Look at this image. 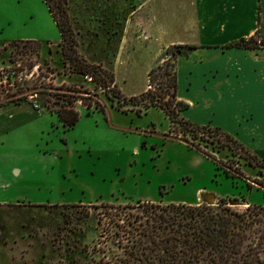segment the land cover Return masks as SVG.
<instances>
[{
    "label": "rangeland",
    "instance_id": "obj_1",
    "mask_svg": "<svg viewBox=\"0 0 264 264\" xmlns=\"http://www.w3.org/2000/svg\"><path fill=\"white\" fill-rule=\"evenodd\" d=\"M68 2L73 27L78 32L79 52L88 61L101 60L103 66L111 65L108 53L113 44L105 31L110 22L102 25L89 16L84 0ZM59 38V30L44 0H0V100H24L47 107L44 103L51 105L52 102L47 99L64 103V98L71 97L62 93H70L87 96V100L99 104L97 108H88L75 101L80 116L68 129L55 112L47 113L49 128L45 139L49 147L57 150L54 155L62 171L60 188L65 189L56 198L65 204L27 207V203L20 201L12 206H0V264H91L93 260H103L100 247L105 245L100 241L107 236L104 232L108 227L107 218L103 214L108 203L134 204L139 199L164 204L187 203L196 197L198 204H216L220 198H225L229 206L241 211L246 208L245 198L253 201L252 204L264 205V191L252 189L249 192L244 182L249 177L251 187L264 188L255 182L259 179L264 185L263 168L248 165L234 146L219 149V143L208 133L200 132L196 139L188 133V141H185L181 138V125L171 122L169 116L155 106L145 110L144 100L137 105L127 103L117 107L116 97L95 89L93 82L64 68L57 43ZM20 39L52 44H41L40 53L36 55L33 44L20 43L17 47L11 42ZM176 52V48H171L169 59L154 68L148 78L154 88L151 92L158 91L156 98L170 109L175 104L165 102L169 98L166 93L169 72L172 73L168 63ZM148 55L144 45L136 47L128 58L132 63L128 78L125 65L117 62L116 83L123 94L129 95L142 87ZM47 65L54 69L53 74L47 70ZM107 68L114 73V69ZM4 73H15L32 79L31 83L43 81L60 88L26 89V84L20 80L4 79ZM67 87L80 91H63ZM212 140L214 143L210 142ZM190 142L213 153L217 163L228 167L233 177H227L223 169L217 170L215 162ZM198 188L208 191L198 196L195 192ZM99 217L102 224L98 223Z\"/></svg>",
    "mask_w": 264,
    "mask_h": 264
},
{
    "label": "crops",
    "instance_id": "obj_2",
    "mask_svg": "<svg viewBox=\"0 0 264 264\" xmlns=\"http://www.w3.org/2000/svg\"><path fill=\"white\" fill-rule=\"evenodd\" d=\"M84 1L89 16L102 25L110 22L105 26L113 44L107 67L114 69L115 80L117 62L125 65L128 78L132 66L128 58L136 47L144 45L149 52L142 87L127 96L145 91L149 71L163 62L168 49L181 45L174 54L177 98L188 106L180 116L221 129L264 159V0ZM256 31L262 44L229 46ZM97 63L104 64L101 60ZM48 112L47 107L30 101L0 100V206L20 201L65 204L56 198L65 190L60 188L57 150L45 139ZM246 181L251 180L245 179L247 186ZM205 191L198 188L195 192L200 196ZM244 202L246 206L254 203L247 198ZM187 204H198L196 197Z\"/></svg>",
    "mask_w": 264,
    "mask_h": 264
},
{
    "label": "trees",
    "instance_id": "obj_3",
    "mask_svg": "<svg viewBox=\"0 0 264 264\" xmlns=\"http://www.w3.org/2000/svg\"><path fill=\"white\" fill-rule=\"evenodd\" d=\"M44 2L60 33L58 45L64 68L93 82L95 89L99 88L105 94L116 97L117 107L127 103L137 105L144 100L145 110L155 106L163 110L171 122L179 123L181 138L185 141H188L186 137L188 133L193 139L199 138L200 132L208 133L219 143V149L221 147L232 149L234 146L248 165L264 169V159L250 153L232 135L217 127L194 124L180 116V111L187 108L188 104L177 98L178 85L174 58L171 63H168L172 66V73L169 72L171 74L167 84L169 91L166 92L169 98L165 101L167 104L174 102L173 108L170 109L164 101L156 98L158 91L145 90L140 94L127 96L118 87L114 73L109 68L103 66L102 63L88 61L79 52L78 32L73 27L68 0H44ZM257 40L259 44L263 43V39L258 37V31L255 35L231 43L229 46L254 47L258 45ZM14 43L17 47L20 43L33 44L35 46L33 51L36 55L40 53L41 43L37 40H16ZM181 47V45L175 46L177 51ZM169 52L168 49L167 55ZM165 59L169 58L166 56ZM47 70L51 74L54 73V69L49 65H47ZM153 70L151 69L149 73ZM31 80L22 76L20 82L26 84V89L36 86L57 90L60 88L43 81L40 84H37V81L31 83ZM159 86L165 87L163 84ZM65 90L80 91L76 87H67L63 91ZM85 91L89 92L87 89ZM52 93L53 91H50V94ZM62 94L71 98H64L62 100L64 103L60 100L47 99V101H52L51 105L46 103L44 105L58 115L65 129L72 127L79 119L80 115L75 108V101H80L88 108L99 107L98 101L87 100V96ZM137 111L140 112L139 109ZM170 131H172L171 128ZM210 142L214 143L213 140ZM190 143L198 150H202L194 142ZM202 151L215 162L217 170L223 169L227 177H233L228 167H221L217 163L213 153ZM255 182L260 187H264L259 179ZM246 184L250 188L252 182L246 181ZM103 216L107 218L105 222L108 225L104 229L107 234L106 239L100 241V244L105 245V247H100L103 260L102 258L99 262L93 260L91 264H264V205L248 204L241 211L229 206L225 198H220L216 204L206 202L164 204L161 201H141L139 199L134 204L108 203ZM101 220L102 218L99 217V224H102ZM112 252L113 255H111ZM104 258L109 260H104Z\"/></svg>",
    "mask_w": 264,
    "mask_h": 264
},
{
    "label": "built area",
    "instance_id": "obj_4",
    "mask_svg": "<svg viewBox=\"0 0 264 264\" xmlns=\"http://www.w3.org/2000/svg\"><path fill=\"white\" fill-rule=\"evenodd\" d=\"M257 42H259V40H257ZM3 77H4V79H6L7 81H9V80H11V79H13V80H21V78H22V76H19L18 74H15V73H12V74H10V73H4L3 74ZM149 86V87H148ZM147 88L149 89V90H153L154 88L148 83V85H147Z\"/></svg>",
    "mask_w": 264,
    "mask_h": 264
}]
</instances>
